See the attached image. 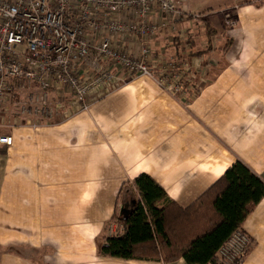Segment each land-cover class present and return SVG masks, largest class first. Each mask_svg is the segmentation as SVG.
<instances>
[{
	"label": "crops",
	"instance_id": "obj_1",
	"mask_svg": "<svg viewBox=\"0 0 264 264\" xmlns=\"http://www.w3.org/2000/svg\"><path fill=\"white\" fill-rule=\"evenodd\" d=\"M172 1L183 17L149 42L162 64L199 68L183 90L135 76L59 124L2 129L13 142L0 144V249L20 252L1 251L0 264H190L98 252L116 209H131L134 177L150 174L181 206L236 160L264 180V0ZM116 43L138 50L137 39ZM241 229L251 245L238 264H264V196Z\"/></svg>",
	"mask_w": 264,
	"mask_h": 264
},
{
	"label": "built area",
	"instance_id": "obj_2",
	"mask_svg": "<svg viewBox=\"0 0 264 264\" xmlns=\"http://www.w3.org/2000/svg\"><path fill=\"white\" fill-rule=\"evenodd\" d=\"M182 17L172 0H0V109L9 113L14 105L31 114L27 102L14 99L27 86L39 90L31 92L32 109L46 119L64 106L49 101L53 92L70 98L64 110L70 117L88 111L92 98L116 88L124 76L146 75L170 88L175 63H161L166 69L158 76L149 40ZM120 37L137 39L138 50H124L116 43ZM172 76L180 80L178 73ZM12 142L11 135H0V144ZM110 227L109 234H120ZM250 245L248 234L237 229L207 264H238Z\"/></svg>",
	"mask_w": 264,
	"mask_h": 264
},
{
	"label": "trees",
	"instance_id": "obj_3",
	"mask_svg": "<svg viewBox=\"0 0 264 264\" xmlns=\"http://www.w3.org/2000/svg\"><path fill=\"white\" fill-rule=\"evenodd\" d=\"M131 187L135 194L131 209L115 211L110 218L123 224V232L98 238L103 256L165 262L184 257L190 264L211 263L264 196V180L242 160L187 206L171 199L146 172L134 177Z\"/></svg>",
	"mask_w": 264,
	"mask_h": 264
},
{
	"label": "rangeland",
	"instance_id": "obj_4",
	"mask_svg": "<svg viewBox=\"0 0 264 264\" xmlns=\"http://www.w3.org/2000/svg\"><path fill=\"white\" fill-rule=\"evenodd\" d=\"M227 13V12H226ZM230 14H226L225 15V25H227L228 27H233L236 25V19H234V17L232 16V12H229ZM202 14V13H201ZM200 14V15H201ZM204 16V15H203ZM201 17L202 19L204 17ZM196 20H200V17H196L195 18ZM153 55V60H154V65H152L153 69L156 71L157 75L160 76L161 75V72L162 70H164L165 72V69L166 68H161V61L158 60V57H156L154 55V53H152ZM174 62V67L173 69L170 71L172 72V74H168L169 76V84H171V87L170 88H167L166 86L167 85H162L160 84L157 80H154L160 84L164 89L168 90L169 92H172L174 94L180 92L181 90L183 89H180L179 86L180 85H184V82L182 81V79H186L187 80V76L186 75H189V74H192V73H198V70L199 68L195 67V66H181L177 63V61H172ZM170 63V62H169ZM168 64V63H167ZM166 64H163V66H165ZM169 73V71H168ZM178 73V75L180 76L178 80L177 78L175 80H172L171 77H173L172 75L173 74H176ZM200 73V72H199ZM135 76H140L139 74L137 75H134V76H124L123 80H121L119 82V84L116 86V88L120 85H122V83H124L126 80L130 79V78H133ZM185 76V77H184ZM184 79V80H185ZM182 82V83H181ZM182 85V86H183ZM178 87V88H177ZM116 88H114L113 90H115ZM111 90V91H113ZM52 91H56V90H52ZM51 91V92H52ZM31 92H34V93H38L39 90H37L35 87L33 86H27L21 93H18V94H15V97L14 99H20V100H23L25 102H27L30 110L32 113H22L20 108H15L14 105H12L9 109V113L7 111H4V109H0V135L3 134V131L2 129L3 128H11V127H14L15 125H26L28 124L29 126L33 127V128H36L35 126H33V124L31 125V123H38V127H44V126H49V125H56V124H59L61 122H63L64 120H66L69 116H68V113H64V110L69 106V101H70V98L68 99H62L60 98L57 93L53 92V93H50V98H49V101L51 103H54L55 105L57 104V102H62L64 104V106L59 110L60 112H55V114H52L51 116H49L48 119H46L45 117H42L41 115L39 114H35L33 112V104H31V99H32V96H31ZM110 92V91H109ZM109 92H106L109 93ZM70 97V96H69ZM99 98V97H97ZM95 98V99H97ZM184 101H187L188 99H183ZM32 109V110H31ZM130 190H131V184H128L127 185ZM127 187V188H128ZM123 190V187L121 189V191ZM120 191V192H121ZM133 194L131 193H128L126 194L125 196H121L120 198V205L122 204L123 201H125L126 199L129 200L131 197H132ZM134 198L132 197L131 200H133ZM125 205V204H124ZM126 205L128 207V203L126 201ZM121 209V207H118L116 210L117 212H119V210ZM111 222H114V223H117L116 221H111L108 222V224L106 225V231L109 232V229L111 228ZM25 249V247H24ZM20 249L15 245V244H8L7 246H5L3 249H0V252L1 251H6V252H10V253H16L18 251V253L20 252L19 251Z\"/></svg>",
	"mask_w": 264,
	"mask_h": 264
},
{
	"label": "water",
	"instance_id": "obj_5",
	"mask_svg": "<svg viewBox=\"0 0 264 264\" xmlns=\"http://www.w3.org/2000/svg\"><path fill=\"white\" fill-rule=\"evenodd\" d=\"M134 202H135V200L133 199L131 201L132 205L134 204ZM121 211H129V208H127L126 205H124V206L121 207Z\"/></svg>",
	"mask_w": 264,
	"mask_h": 264
}]
</instances>
